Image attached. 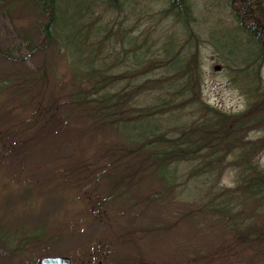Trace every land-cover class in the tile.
<instances>
[{
  "label": "trees",
  "instance_id": "16d2710c",
  "mask_svg": "<svg viewBox=\"0 0 264 264\" xmlns=\"http://www.w3.org/2000/svg\"><path fill=\"white\" fill-rule=\"evenodd\" d=\"M162 1V13L176 25L167 35L106 22V13L127 14L137 0H0V16L29 48L27 56L56 55L70 77L55 84L48 98L51 79H58L55 70L17 67L10 49L0 47V60L9 64L0 69V158L20 161L18 167L0 169V176L10 179L5 188L14 180L30 197L39 189L50 194L82 187L101 174L116 172L117 185L154 177L161 184L154 194L162 202L176 192L196 195L199 206L189 210L188 221L203 224L194 228L196 234L220 237L192 249V262L224 264L245 251L264 259V167L256 157L264 150V0H222L231 24L208 32L218 61L231 70V83L243 89L246 105L235 113L203 98L196 60L202 33L191 23L193 1ZM23 110L29 114L19 115ZM7 116L16 124H3ZM253 132L262 135L252 139ZM98 136L104 139L94 161L73 160L52 173L43 169L44 162L24 161L53 154L72 139ZM79 150L74 159L83 156ZM98 156L111 161L93 170ZM226 171L234 173L230 189L216 186ZM37 173L49 176L53 185H38ZM45 236L42 229L25 242ZM238 245L244 251L237 253Z\"/></svg>",
  "mask_w": 264,
  "mask_h": 264
},
{
  "label": "rangeland",
  "instance_id": "374dc122",
  "mask_svg": "<svg viewBox=\"0 0 264 264\" xmlns=\"http://www.w3.org/2000/svg\"><path fill=\"white\" fill-rule=\"evenodd\" d=\"M192 1L195 15L191 23L202 33V41L196 50V60L200 63L203 75V98L225 112L242 111L246 105L243 89L231 83V70L222 67L223 64L218 61V56L209 43L208 32L213 26L218 25L224 29L231 24L226 1ZM163 8L165 6L162 0H137L135 8L127 14L106 13V22L111 25L120 23L154 35H167L176 25L171 16L162 13ZM0 47L4 50L10 49L14 61H17V67L34 70L39 66H46L55 70L58 79H51L48 98L53 97L56 92L55 84L59 82L62 85V82L70 80L67 74L68 65L56 55L51 56L40 51L34 56H27L29 48L21 44L19 35L4 16H0ZM8 66L6 61L0 60V69ZM261 75L264 81V64ZM19 112L23 116L29 114L27 110ZM10 118L7 116L3 124H16L17 119L11 121ZM261 135L260 132H253L250 138L259 139ZM83 139L80 142L72 139L63 143L64 146L59 143V148H53V154L46 152L45 156L30 155L24 161L31 166L44 162L43 169L51 173L53 169L63 171V164L73 160L83 158L84 162L94 161L104 137ZM77 149H81L78 155L82 152L83 156L79 155L80 158L74 159ZM260 152L256 157L264 167V150ZM110 161L100 157L96 159L98 164L90 168L101 170V164ZM19 164L20 161L8 163L0 158V169L3 170L10 165L18 167ZM115 174L106 177L101 174L96 181H85L82 187H67L64 191L62 188L58 191L55 189L50 194L39 192L42 191L39 189L31 197L14 180L5 188V182L10 179H3L1 175L0 264H39L44 256L69 257L72 264H190L194 263L190 257L196 253L192 249L200 247L201 250L207 246L206 242L220 238L213 232L208 238L199 232L196 234L194 228L203 224L193 225L188 221L189 210L199 206L195 202L196 195L184 196L186 193L179 195L176 192L165 196V201L162 202L160 195L157 197L154 194L161 187L154 177L143 176L139 184L136 179H132L128 185H123L122 182L117 185L116 177H113ZM29 175L31 177L33 174ZM233 176V172L226 171L216 181V186L228 189L234 187ZM49 178L39 173L35 176L39 181L38 185L41 182L47 184L45 186L53 185V182L47 181ZM159 226L163 228L160 231ZM42 229H46L44 239L40 242H25V238L40 233ZM5 241L9 243L6 245ZM242 248L236 246V252L244 251ZM253 253L242 252L233 259L238 261L231 260L224 264L243 261L245 264H264L263 257Z\"/></svg>",
  "mask_w": 264,
  "mask_h": 264
},
{
  "label": "water",
  "instance_id": "95a60500",
  "mask_svg": "<svg viewBox=\"0 0 264 264\" xmlns=\"http://www.w3.org/2000/svg\"><path fill=\"white\" fill-rule=\"evenodd\" d=\"M40 264H71V260L67 257H50L42 259Z\"/></svg>",
  "mask_w": 264,
  "mask_h": 264
}]
</instances>
